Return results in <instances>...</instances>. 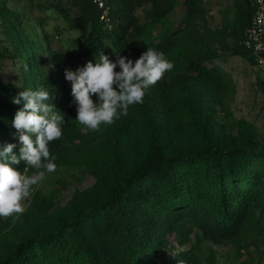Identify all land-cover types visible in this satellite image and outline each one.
<instances>
[{
	"label": "trees",
	"instance_id": "obj_1",
	"mask_svg": "<svg viewBox=\"0 0 264 264\" xmlns=\"http://www.w3.org/2000/svg\"><path fill=\"white\" fill-rule=\"evenodd\" d=\"M69 4L73 16L69 7L50 6L78 31L74 42L86 59L99 51L135 59L151 47L174 67L126 116L100 132L83 130L46 15L33 14L29 34L30 19L0 0L7 41L0 39V144L15 142L11 119L21 105L12 97L43 86L64 116L62 136L49 144L57 167L92 178L63 203L34 195L8 231L1 230L9 216L0 217V264H216L211 245L223 243L240 255L253 246L264 259V138L254 123L239 118L227 125L216 114L234 93L220 62L231 55L257 61L239 44L251 1L231 0V17L217 26L206 0H107L106 19L93 0ZM13 167L37 171L25 170L23 161Z\"/></svg>",
	"mask_w": 264,
	"mask_h": 264
},
{
	"label": "clouds",
	"instance_id": "obj_2",
	"mask_svg": "<svg viewBox=\"0 0 264 264\" xmlns=\"http://www.w3.org/2000/svg\"><path fill=\"white\" fill-rule=\"evenodd\" d=\"M173 67L163 52L147 47L135 59L116 54L113 60L99 51L75 71L65 69L75 120L89 130L114 123L128 114L131 105L143 103L145 91ZM50 92L43 86L29 87L12 97L21 106L11 119L15 142L0 144V217L22 214L21 202L31 195L33 186L57 168L49 144L62 136L64 116L51 103ZM21 161L25 170L37 171L29 176L15 169L13 165Z\"/></svg>",
	"mask_w": 264,
	"mask_h": 264
},
{
	"label": "rangeland",
	"instance_id": "obj_3",
	"mask_svg": "<svg viewBox=\"0 0 264 264\" xmlns=\"http://www.w3.org/2000/svg\"><path fill=\"white\" fill-rule=\"evenodd\" d=\"M50 3H59L62 6L69 7V0H9V4L14 11V14L23 15L22 18H28L25 25L26 33H33L32 25L36 26L33 22L36 18H32L33 14L41 18L43 14L46 15V29L50 31V47L58 52H61L64 57L63 69L75 71L77 67L82 66L86 59L81 50L74 42V38L78 31L71 28L68 21L58 16L57 13L51 8ZM207 7L209 8V22L212 26H217L223 15L228 18L231 17V0H206ZM75 9L69 7V14L73 16ZM139 13V11H138ZM58 30H52L54 26ZM0 28V39L5 40L4 33ZM7 42V41H6ZM220 65L226 71H229L233 80L234 93L229 94L226 98L225 108L221 109L216 107L217 118L232 125L234 120L244 118L256 126L260 137L264 138V91L260 80L264 79V62L251 63L246 57L231 55L226 56ZM20 67V58H16L15 64L12 65L9 79L16 80L18 75V68ZM70 85V82L68 81ZM78 123V122H77ZM78 125L86 130L85 126ZM101 124L97 130L101 131L105 127ZM26 175H33L34 173ZM92 178L83 174L79 168L74 166H58L55 172L46 173L45 178L38 185L33 186V191L29 197L24 199L21 203L25 208L28 206L30 200L34 195L38 194L52 199L53 201H60L63 203L69 198L75 188H83L90 185ZM19 214L9 216L7 224L1 231H8L12 226V222ZM12 220H11V218ZM212 248L216 255V264H264V259L259 260V250L253 246H248L247 252L243 255L238 254L234 248L228 243L212 244ZM174 250L168 252L172 255Z\"/></svg>",
	"mask_w": 264,
	"mask_h": 264
},
{
	"label": "built area",
	"instance_id": "obj_4",
	"mask_svg": "<svg viewBox=\"0 0 264 264\" xmlns=\"http://www.w3.org/2000/svg\"><path fill=\"white\" fill-rule=\"evenodd\" d=\"M107 0H93V2L102 9L101 19H106L107 11L105 9ZM254 11L251 17L250 25L244 31L239 44L245 49L251 51L258 62H264V0H250Z\"/></svg>",
	"mask_w": 264,
	"mask_h": 264
}]
</instances>
